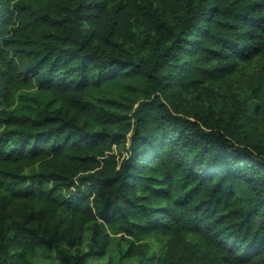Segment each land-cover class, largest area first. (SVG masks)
Masks as SVG:
<instances>
[{"label":"trees","instance_id":"obj_1","mask_svg":"<svg viewBox=\"0 0 264 264\" xmlns=\"http://www.w3.org/2000/svg\"><path fill=\"white\" fill-rule=\"evenodd\" d=\"M260 58L264 0H0V264H264Z\"/></svg>","mask_w":264,"mask_h":264},{"label":"rangeland","instance_id":"obj_2","mask_svg":"<svg viewBox=\"0 0 264 264\" xmlns=\"http://www.w3.org/2000/svg\"><path fill=\"white\" fill-rule=\"evenodd\" d=\"M264 71V58H260L255 60L252 63H243L242 70L240 69V73H237V77L234 81L227 83V85L217 86V85H210L211 89L214 92L220 93H237L239 95L243 94L241 90V85L237 84L239 79H247L248 77H252L259 73V70ZM241 78H240V77ZM262 128L264 127V122L262 123ZM23 205L18 203V207L21 208ZM100 228L95 225L91 224L88 225L85 229V235L83 238V244L81 249L83 251H88L92 246L91 235L93 231L99 230ZM167 239L160 237V236H151L145 238L143 240L144 243L150 245L153 250L159 251L163 245L166 244ZM126 242L121 236H117L113 238V241L108 249L107 254L100 258L99 260L91 259L89 261L90 264H137L138 260L135 258L125 259L123 258L124 253L126 252ZM29 261L32 264H61L55 258V254L51 251L46 250H33L28 252L27 254Z\"/></svg>","mask_w":264,"mask_h":264}]
</instances>
